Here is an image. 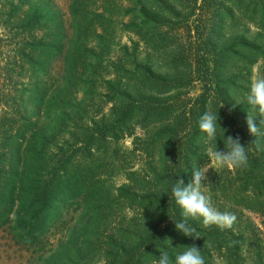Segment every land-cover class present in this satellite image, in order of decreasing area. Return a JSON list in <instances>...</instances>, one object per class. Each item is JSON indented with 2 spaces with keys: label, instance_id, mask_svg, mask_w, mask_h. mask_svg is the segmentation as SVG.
<instances>
[{
  "label": "trees",
  "instance_id": "trees-1",
  "mask_svg": "<svg viewBox=\"0 0 264 264\" xmlns=\"http://www.w3.org/2000/svg\"><path fill=\"white\" fill-rule=\"evenodd\" d=\"M145 1L115 0L114 19L124 30L136 36L139 33L132 29L146 15ZM183 1L150 0L151 21L155 23L159 18L160 25L173 33L180 26L169 28L170 22L184 20L172 6ZM237 2L240 18L251 22L257 31L255 39L245 47L254 56V61L264 63V0ZM90 3L91 0H0V22L7 31V37L0 34V107L3 108L0 113V230L15 227L19 236L28 239L35 249L40 246V238L48 229L56 206L86 195L99 204L105 196L96 187L99 182L95 171L87 173L88 169L73 162L80 151L90 153L89 148L94 142H104L108 138L117 140V136L105 133H121L124 125L136 114L158 127V137L162 141L172 142V146L175 144L173 111L158 103L157 96L164 91L157 89L154 80L141 67L138 42L128 59L115 67L110 80H103V75L97 73L96 62L100 54L91 47L90 39L102 40L101 34L107 29L97 25L102 32L97 34L95 27L87 22ZM191 3L197 4V0ZM155 4L163 6L165 13L159 15L158 7L157 11L154 9ZM124 18L127 23H122ZM89 33L93 37H89ZM5 40L6 45L14 48L10 50L12 55L2 59ZM120 72L136 76L135 85H129L131 79L118 75ZM100 80L107 86L103 89L106 94L103 99L111 96L109 101L119 105L123 102L128 106L116 114L114 127L111 125L112 128L107 130L97 127L94 121H91L94 130L87 125L88 114L83 105L87 98L94 97V85ZM147 83L149 86L145 87ZM225 84L228 89L231 82ZM100 94L97 95L100 97ZM139 99L145 103L133 101ZM187 114L184 111L182 117L187 118ZM88 133H91L89 137H85ZM60 135L69 139L65 145L67 150L53 153ZM241 136V143L247 147L249 165L244 169L235 168L236 179L241 185L240 191L237 190L239 201L234 204L238 209L237 221L230 229H220L204 226L199 219H189V225L200 236L195 241L175 230L174 223L182 217L170 193L175 179L187 185L190 166H176L181 154L175 159L176 155L165 148H162V157L151 162L142 177V184L148 185L150 178L156 181L152 189H140L144 196L150 194L141 197L140 201L147 202L144 203L147 210L143 220L146 229L144 243H154L146 246L148 258L141 264H155L154 257L158 258L166 247L170 252L182 251V248L173 250L172 247L192 244L201 249L206 264H264V237L244 215L245 211L257 215L264 231V150L261 149L264 137L254 138L249 133ZM133 174L128 173L126 177L134 184L138 178ZM127 191L131 194L130 190ZM134 201L132 198L131 202ZM38 251L40 249L34 252ZM54 257L38 256L34 264H64L61 260L55 261Z\"/></svg>",
  "mask_w": 264,
  "mask_h": 264
},
{
  "label": "rangeland",
  "instance_id": "rangeland-1",
  "mask_svg": "<svg viewBox=\"0 0 264 264\" xmlns=\"http://www.w3.org/2000/svg\"><path fill=\"white\" fill-rule=\"evenodd\" d=\"M190 1L184 0L172 6L173 11L184 21H171L169 28L178 24L180 27L169 33L170 29L160 25L159 18L155 19V23L151 21V3L146 0L142 27L140 22L132 29L139 33L136 36L124 30L119 21L114 19L115 0H91L87 22L95 27L97 34L102 33L97 25L107 29L101 34L102 40L90 39L91 47H95L100 54L96 62L97 73L103 75V80H110L115 67L128 59L138 42L141 67L154 80L157 89L164 91L157 96L158 103L173 111L171 118H174L172 134L175 144L172 146V142L162 141L158 137V127L149 120L138 118L137 114L124 125L121 133H105L107 136L115 135L118 139L94 142L89 148L90 153L80 151L73 160L85 170L88 169L87 173L95 171L99 182L96 187L105 193L101 202L91 201L86 195L56 206L51 214L52 221L36 249L28 239L19 236L15 227H4L0 230V264H34V260L41 255H55L54 260H61L64 264H141L146 261V246L154 241L144 243L146 229L143 220L147 216L144 203L147 202L140 201V198L150 194L144 196L140 189L153 188L156 179H145L149 182L145 185L142 184V177L149 170L151 162L162 157V148L176 155L175 159L178 154L182 155L176 160L178 167L187 164L191 170L196 164L201 168L208 165L202 181V186L206 187L205 194L217 211L238 217V209L234 204L239 201L241 185L236 179L235 168H218L210 163L211 158L206 154L200 138L202 134L199 133L198 122L205 110L215 111L219 112L221 126L227 130L226 135L239 136L241 139L242 133H249L245 94L252 82L264 78V63L254 61V56L245 46L255 39L257 31L251 22L240 18L238 0H197V4ZM154 7L155 10L158 7L159 15L160 12L165 13L160 4ZM121 21L128 22L127 18ZM0 34L7 37L1 22ZM89 37L93 35L89 33ZM5 42L2 43V59L12 55L10 50L14 48ZM122 73L118 75L131 79L129 85H135L133 80L136 76ZM103 80L95 83L94 97H85L87 99L83 102L88 114L86 123L93 130L91 121L96 122L97 127L110 129L117 120L116 114L123 107L128 108L123 102L119 105L113 100L109 101L111 96L103 99L106 95L103 89L107 87L102 83ZM229 81L231 84L225 89V83ZM99 93L100 97L97 95ZM143 99L133 101L142 103ZM1 110L3 108L0 107V113ZM184 111L188 113L187 118L182 117ZM249 115L255 113L250 112ZM68 140V137L60 135L53 153L56 150L66 151ZM217 148L222 151L223 143L218 141ZM261 149L264 150V146ZM128 173H134L138 178L134 184L126 177ZM190 180L191 175L187 183ZM132 198H135L134 202H131ZM244 215L259 228L264 237L261 219L246 211ZM152 231H155L154 228ZM39 249L38 253L34 252Z\"/></svg>",
  "mask_w": 264,
  "mask_h": 264
},
{
  "label": "clouds",
  "instance_id": "clouds-1",
  "mask_svg": "<svg viewBox=\"0 0 264 264\" xmlns=\"http://www.w3.org/2000/svg\"><path fill=\"white\" fill-rule=\"evenodd\" d=\"M245 104L248 107L246 126L249 134L254 138L264 137V78L251 83L245 94ZM250 112L255 115H249ZM198 130L202 134L200 138L205 152L211 158L210 163L218 168L248 167L247 147L241 143L239 136L226 135L227 130L221 126L219 112L205 110L199 118ZM218 141L223 143L222 151L217 149ZM207 169L208 165L201 168L196 164L190 170L191 180L187 185L182 180L175 179L170 186L171 197L182 217L174 223L175 230L193 241L200 236L189 225V219H199L204 226H216L220 229H230L236 220L234 214L217 211L205 194L206 187L202 186V181ZM178 248L183 250L170 252L166 247L164 251H160L159 257H154L155 264H206L201 249L195 244L172 247L173 250Z\"/></svg>",
  "mask_w": 264,
  "mask_h": 264
}]
</instances>
